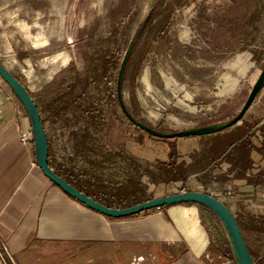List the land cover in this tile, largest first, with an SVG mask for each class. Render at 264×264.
Masks as SVG:
<instances>
[{
    "label": "rangeland",
    "instance_id": "obj_1",
    "mask_svg": "<svg viewBox=\"0 0 264 264\" xmlns=\"http://www.w3.org/2000/svg\"><path fill=\"white\" fill-rule=\"evenodd\" d=\"M153 10L161 16L142 31L123 86L129 112L168 133L237 117L264 69V0H0V61L38 104L52 162L80 181L97 177L116 189L136 188L118 205L179 192V183H166L162 164L173 154L193 163L190 157L212 139L152 137L130 123L120 106L121 63ZM107 58L118 68L104 77L100 66ZM249 112L237 126L264 119V89ZM86 133L91 141L85 148L79 144ZM191 169L188 178H195L188 189L235 201L228 194L239 192L231 185V164H222L220 176L207 178L204 187L197 178L203 177L201 167ZM259 192L262 201L253 204L264 218V186ZM203 215L220 251L227 239L223 227L210 212ZM109 257L72 255L71 264H113Z\"/></svg>",
    "mask_w": 264,
    "mask_h": 264
},
{
    "label": "crops",
    "instance_id": "obj_2",
    "mask_svg": "<svg viewBox=\"0 0 264 264\" xmlns=\"http://www.w3.org/2000/svg\"><path fill=\"white\" fill-rule=\"evenodd\" d=\"M8 90L0 81V264H71L72 255H109L113 264L124 260L126 264L223 263L217 255L224 253L217 250L199 205L179 204L114 219L67 195L39 168L35 145L21 142L18 128L30 131L31 122ZM263 123L264 119L256 128ZM263 186L242 182L240 194L232 198L235 201L224 202L239 220L246 243L261 264L264 218L257 215L260 206L253 201H262L259 191Z\"/></svg>",
    "mask_w": 264,
    "mask_h": 264
},
{
    "label": "water",
    "instance_id": "obj_3",
    "mask_svg": "<svg viewBox=\"0 0 264 264\" xmlns=\"http://www.w3.org/2000/svg\"><path fill=\"white\" fill-rule=\"evenodd\" d=\"M150 18V17H149ZM148 18V20H149ZM136 34L134 40L131 42L125 57L121 63L117 92L118 99L123 111L126 113L130 121L138 128L142 129L150 136L158 139H177L186 137H202L222 133L226 130L232 129L239 125L244 119L246 114L249 112L250 108L254 104L258 95L264 89V69L260 74L253 90L240 111L239 115L232 119L231 121L222 122L218 124H212L205 127H197L189 130L175 131V132H161L157 131L151 126L137 120L128 110L124 102L123 97V84H124V74L128 61L133 52L134 46L137 39L141 35L145 26ZM0 77L9 86L12 92L15 94L16 98L24 107L25 111L31 122L32 132L34 135L35 143V160L42 170L43 174L50 179L54 184L61 188L67 195L78 201L79 203L85 205L89 209L100 213L103 216L114 219H123L132 217L135 215H140L142 213L154 210L162 209L167 206H174L179 204H196L209 209L220 221L223 230L228 239L233 258L236 264H257L254 260L249 247L246 243L245 237L239 227L236 217L230 211V209L218 198L208 195L203 192H181L178 194H172L161 198H156L150 201L143 202L141 204L125 208V209H114L108 208L94 199L88 197L86 194L82 193L66 180L60 177L55 170L50 166V143L48 138V133L46 127L43 123L42 115L38 104L36 103L34 97L32 96L29 88L17 77L15 76L1 61H0Z\"/></svg>",
    "mask_w": 264,
    "mask_h": 264
},
{
    "label": "trees",
    "instance_id": "obj_4",
    "mask_svg": "<svg viewBox=\"0 0 264 264\" xmlns=\"http://www.w3.org/2000/svg\"><path fill=\"white\" fill-rule=\"evenodd\" d=\"M160 16H161L160 12L153 10L151 12V16L146 26L150 27L158 18H160ZM142 36L143 33L139 36L138 40L136 41L133 52L128 61L126 71L124 74V84L127 82V76L129 74L131 61L138 47L139 41L142 39ZM100 68L102 70L101 74L104 77H106L111 69L113 70L114 68L115 69L118 68V64L117 63L114 64L113 60L107 58L106 61H104L101 64ZM75 89L76 87L74 86L71 89V91ZM62 98L63 97H60L59 101ZM117 99H118V95H117ZM257 125H258L257 123L251 124L249 122L243 121L242 125L236 126L231 130L229 129L219 134L209 135L210 137H212V139L208 142L210 146L207 144L208 146L204 151L201 150L196 151L190 157L191 159H193V163H188L186 160L179 161L181 159L180 156L173 154L168 162H164L162 164V167L163 170L168 174L167 175L168 180L166 183H173V184L179 183L177 184L179 185V192L174 194H178L183 191L182 184L188 179L189 174L194 170L191 169V166L201 167L203 177H197V178H200V183H202L203 185H207V183L205 182L207 181L206 180L207 178L220 176L219 175L220 173L218 172L220 171V167L223 163L231 164L234 168L233 170L236 171V175L233 179V182H234V186L237 189L239 184H241L242 182H246L248 185H252V186H259L264 184V123L256 128ZM136 128L138 130H141L142 132H145L138 127ZM80 139L81 140L79 145L84 146L86 148L88 142L91 141V135L90 133H86L85 135L80 137ZM33 144L35 145L34 141ZM50 153H51V148H50ZM255 155L259 156L258 157L259 163L258 161L255 160ZM196 157H198V159L197 161H194ZM91 163L92 165L95 164L93 162ZM97 165H95V167ZM50 166L55 170V172L60 177L66 180L73 187H75L82 193L86 194L88 197L94 199L96 202L108 208L125 209L141 204L146 201L153 200L152 198H148L146 200L136 199V201L132 203L130 202L126 203L124 201H120L121 205H118L116 203L117 200H124L126 198L131 197L132 194H135L134 191H136V188L133 189L134 190L133 192L129 191L128 187H120L116 189L111 186H107L104 183L101 184L99 178L97 177L95 180L89 179L86 181H80L76 173H74V171L69 170L58 163L54 164L51 158H50ZM100 167H103V165L99 164L98 168ZM256 171L257 173H255ZM221 177L222 179L226 178L223 174L221 175ZM186 191L203 192L217 198V196L209 192L207 189L202 190V189L189 188ZM200 207L210 212L221 225L220 221L209 209L203 206ZM237 222L242 231L238 219ZM219 248L220 251L224 253V255H226L235 262L228 239L225 240V243L220 242ZM249 250L256 263L261 264L259 261L255 259L250 248Z\"/></svg>",
    "mask_w": 264,
    "mask_h": 264
},
{
    "label": "built area",
    "instance_id": "obj_5",
    "mask_svg": "<svg viewBox=\"0 0 264 264\" xmlns=\"http://www.w3.org/2000/svg\"><path fill=\"white\" fill-rule=\"evenodd\" d=\"M18 131L20 133V140L21 142L26 145V146H30L31 144H33V141H34V135H33V132L32 130L30 131H26L24 130L22 127H19L18 128ZM229 169V167H228ZM224 171H227V169H224ZM195 178L194 177H189L183 184H182V189L183 191L182 192H186V190L188 189V186L191 184L192 182V179ZM229 191H231V189L229 188ZM229 195L231 196H234L233 198H235V194H232V192H229L228 193ZM218 198V197H217ZM220 199V198H218ZM223 203L224 201L222 199H220ZM220 259H223V263L222 264H231L232 263V259L228 258L227 256L225 255H217ZM207 258L212 260L210 255H207Z\"/></svg>",
    "mask_w": 264,
    "mask_h": 264
},
{
    "label": "flooded vegetation",
    "instance_id": "obj_6",
    "mask_svg": "<svg viewBox=\"0 0 264 264\" xmlns=\"http://www.w3.org/2000/svg\"><path fill=\"white\" fill-rule=\"evenodd\" d=\"M120 103V102H119ZM121 106V105H120ZM122 108V107H121ZM123 110V109H122ZM124 112V111H123ZM124 114H125V116L127 117V119L130 121V119L128 118V116L126 115V113L124 112ZM130 123H132L131 121H130Z\"/></svg>",
    "mask_w": 264,
    "mask_h": 264
}]
</instances>
